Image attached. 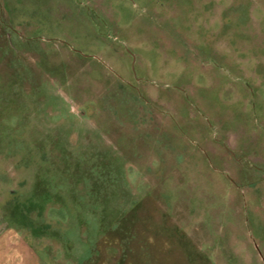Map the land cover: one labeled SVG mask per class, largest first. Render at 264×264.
Segmentation results:
<instances>
[{"label": "rangeland", "instance_id": "rangeland-1", "mask_svg": "<svg viewBox=\"0 0 264 264\" xmlns=\"http://www.w3.org/2000/svg\"><path fill=\"white\" fill-rule=\"evenodd\" d=\"M0 264H264V0H0Z\"/></svg>", "mask_w": 264, "mask_h": 264}]
</instances>
